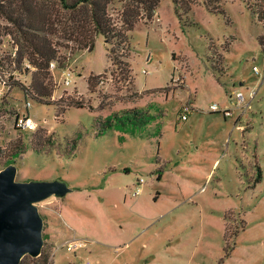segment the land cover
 I'll use <instances>...</instances> for the list:
<instances>
[{
	"label": "rangeland",
	"instance_id": "obj_1",
	"mask_svg": "<svg viewBox=\"0 0 264 264\" xmlns=\"http://www.w3.org/2000/svg\"><path fill=\"white\" fill-rule=\"evenodd\" d=\"M128 3L108 5L126 42L98 35L92 52L44 4L59 60L45 104L0 16V171L71 189L38 204L44 246L22 263L264 264V0H160L124 32Z\"/></svg>",
	"mask_w": 264,
	"mask_h": 264
},
{
	"label": "trees",
	"instance_id": "obj_2",
	"mask_svg": "<svg viewBox=\"0 0 264 264\" xmlns=\"http://www.w3.org/2000/svg\"><path fill=\"white\" fill-rule=\"evenodd\" d=\"M55 0H0V16L5 17L12 24L9 35L16 39L19 46V60H28L36 69L32 75L31 87H23L24 91L39 103L46 102L52 97L54 86L50 77V64L59 62L58 51L52 40L48 38L54 33V19L45 3ZM62 10L71 17L75 28L73 33L83 35L75 42L78 49H87L92 52L95 48L96 37L103 35L107 40L118 38L125 43V33L117 31L116 24L108 14V5L111 0H59ZM123 11L124 32L132 31L142 19L152 20L160 0H128ZM258 18L260 14L258 13ZM264 54V35L258 38ZM94 76L88 80L89 89L93 87ZM75 104L74 107H79ZM125 118H126V114ZM137 115V114H136ZM135 115V116H136ZM21 264H23L21 262Z\"/></svg>",
	"mask_w": 264,
	"mask_h": 264
},
{
	"label": "water",
	"instance_id": "obj_3",
	"mask_svg": "<svg viewBox=\"0 0 264 264\" xmlns=\"http://www.w3.org/2000/svg\"><path fill=\"white\" fill-rule=\"evenodd\" d=\"M16 178L15 166L0 171V264H21L26 256H41L44 224L38 204L71 192L61 181L20 182Z\"/></svg>",
	"mask_w": 264,
	"mask_h": 264
},
{
	"label": "built area",
	"instance_id": "obj_4",
	"mask_svg": "<svg viewBox=\"0 0 264 264\" xmlns=\"http://www.w3.org/2000/svg\"><path fill=\"white\" fill-rule=\"evenodd\" d=\"M253 71L256 73V74H260V70L257 68V67H254L253 68ZM71 77H72V74L68 73L66 74V80H65V85L66 86H70L71 85ZM253 96L255 97V94H253ZM246 98H245V95L242 93V92H239L236 96V102H237V105L238 106H242L245 102ZM212 110L213 111H219V107L218 105H213L212 106ZM190 111V107L188 105H185L183 107V114L181 116V120H184L186 121L188 119L187 117V114L189 113ZM225 115H230V112L229 111H225L224 112ZM26 127H28L29 129H33L35 127V125L33 124V121L31 119H28L26 121V123L24 124ZM82 243L80 241H73L71 243H68L65 248L68 252L72 253V252H75L77 251L78 249H80L82 247Z\"/></svg>",
	"mask_w": 264,
	"mask_h": 264
}]
</instances>
